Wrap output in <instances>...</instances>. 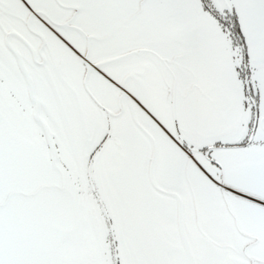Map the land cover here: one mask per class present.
<instances>
[{
  "label": "snow or ice",
  "instance_id": "6c2138e0",
  "mask_svg": "<svg viewBox=\"0 0 264 264\" xmlns=\"http://www.w3.org/2000/svg\"><path fill=\"white\" fill-rule=\"evenodd\" d=\"M0 264H264V0H0Z\"/></svg>",
  "mask_w": 264,
  "mask_h": 264
}]
</instances>
